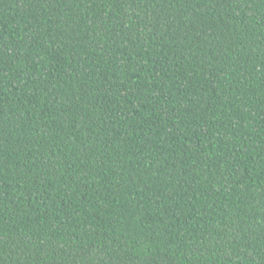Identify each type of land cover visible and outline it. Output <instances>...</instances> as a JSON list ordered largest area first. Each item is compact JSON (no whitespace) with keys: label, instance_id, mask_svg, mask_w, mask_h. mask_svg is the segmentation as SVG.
Instances as JSON below:
<instances>
[{"label":"trees","instance_id":"1","mask_svg":"<svg viewBox=\"0 0 264 264\" xmlns=\"http://www.w3.org/2000/svg\"><path fill=\"white\" fill-rule=\"evenodd\" d=\"M0 264H264V0H0Z\"/></svg>","mask_w":264,"mask_h":264}]
</instances>
